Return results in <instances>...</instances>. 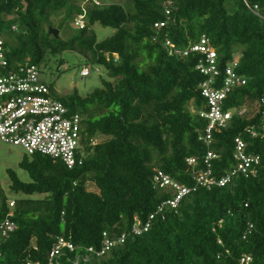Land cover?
I'll use <instances>...</instances> for the list:
<instances>
[{"label":"trees","instance_id":"1","mask_svg":"<svg viewBox=\"0 0 264 264\" xmlns=\"http://www.w3.org/2000/svg\"><path fill=\"white\" fill-rule=\"evenodd\" d=\"M245 1L264 17V0H174V22L160 31L154 24L165 20L166 0H129L133 9L88 2L85 27L62 40L50 28L60 31L86 0H0V36L12 65L28 58L39 67L48 53L75 51L108 78L86 97L55 96L81 116L83 166L68 169L61 160L25 153L19 167L30 182L7 170L11 193L23 195L13 208L0 181V223L12 214L17 225L10 237L0 236V264H48L60 237L75 251L63 250L56 264H237L244 255L264 264V20ZM54 16L63 17L58 28ZM96 24L114 34L98 41ZM203 35L218 53V86L236 56V72L247 79L227 96L224 108L235 113L209 146L199 140L207 121L189 110L208 109L200 87L207 77L196 70L200 56L171 55L165 46L169 40L184 50ZM237 138L260 156L258 174H238L223 187L197 185L202 172L220 179L235 168ZM208 152L216 157L206 163ZM156 170L197 188L135 236L136 219L145 222L170 196L154 187ZM105 233L125 241L105 256L89 254L101 249Z\"/></svg>","mask_w":264,"mask_h":264},{"label":"built area","instance_id":"2","mask_svg":"<svg viewBox=\"0 0 264 264\" xmlns=\"http://www.w3.org/2000/svg\"><path fill=\"white\" fill-rule=\"evenodd\" d=\"M86 1L82 4V13L74 19V24L78 29H83L86 25V4L92 2L97 6L102 5L100 0ZM245 4L264 20L258 6L252 7L246 1ZM173 7L174 0H166L165 20L155 23V29L160 31L170 22H174L171 16ZM13 29L16 30V27ZM4 45L5 41L0 36V140L8 145L21 147L29 156L40 154L61 160L68 169L83 166L86 154L82 145L81 116L78 113H72L62 101L52 96L49 84L42 78L40 67L32 65L28 58L12 65L8 60ZM165 46L171 55L188 57L191 54H197L200 56L196 70L207 77L200 87L203 97L207 100L208 109L196 111L194 107H190L189 110L207 121V126L200 133L199 140L209 146L213 141V133L227 128L235 113V110L224 108L227 96L234 88L247 83V79L236 72L239 56L234 57L228 64L225 69V78L218 86L222 76L218 65V53L207 36L203 35L198 43L184 50L177 49L169 40L165 42ZM80 75L89 76L90 69L83 67ZM246 110L242 108L237 112L242 115ZM248 133L254 137L257 136L254 128H249ZM215 157L212 152H208L205 162L208 163ZM234 159L235 168L226 172L222 178H214L208 170L198 175L197 185L207 188L223 187L238 174L244 177H254L258 174L260 156L248 153L247 143L242 138L235 140ZM187 162L189 165L196 164L194 158L187 159ZM153 183L155 188L164 189L170 196L158 206L156 212L148 216L145 222L136 219L131 230L135 236L147 233L157 217L164 218L167 209L176 211L181 201L197 188L181 184L161 170H156ZM10 205L13 207L14 202ZM11 215L0 223L2 238L10 237L17 229L16 223L10 218ZM249 228H252V225ZM124 241L125 235L118 239H110L105 233L101 249L89 248L87 252L102 257ZM63 250L74 252L75 247L71 242L60 237L52 248L48 264H56ZM82 259L87 261L88 258ZM78 260L75 264H78ZM237 264H255V261L252 256L244 255Z\"/></svg>","mask_w":264,"mask_h":264},{"label":"rangeland","instance_id":"3","mask_svg":"<svg viewBox=\"0 0 264 264\" xmlns=\"http://www.w3.org/2000/svg\"><path fill=\"white\" fill-rule=\"evenodd\" d=\"M101 3L103 5L119 3L133 9L129 0H101ZM62 18V16L52 17V25L58 28ZM93 30L98 37V41H102L114 34L112 28L103 27L100 24L94 25ZM59 32L60 38L66 40L76 35L79 29L75 26L74 20L67 19L63 26L60 27ZM39 67L43 80L49 86L51 85L50 88H53H51V91L54 98H56L55 96H66L74 91H78L81 96L86 97L95 89L100 88L104 79H108L104 68L87 64L85 58L75 51H65L56 55L48 53L40 61ZM83 67L90 69L89 76L82 77L80 75ZM103 139L100 138L99 141ZM24 156L25 152L21 147L11 146L0 140V181L10 197L9 204L15 202L18 198H22L23 195L11 193V180L7 170H14L23 181L30 182L28 173L19 167V163ZM87 187L91 192H98V188L93 183H89ZM10 207L12 206L10 205Z\"/></svg>","mask_w":264,"mask_h":264},{"label":"water","instance_id":"4","mask_svg":"<svg viewBox=\"0 0 264 264\" xmlns=\"http://www.w3.org/2000/svg\"><path fill=\"white\" fill-rule=\"evenodd\" d=\"M50 33H51L52 35H54V37H55L56 39L59 38V30H58V29H52V28H50Z\"/></svg>","mask_w":264,"mask_h":264}]
</instances>
